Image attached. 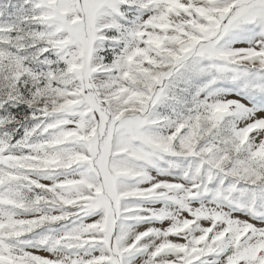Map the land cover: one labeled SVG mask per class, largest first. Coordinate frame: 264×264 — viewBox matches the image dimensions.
<instances>
[{
    "label": "rangeland",
    "instance_id": "rangeland-1",
    "mask_svg": "<svg viewBox=\"0 0 264 264\" xmlns=\"http://www.w3.org/2000/svg\"><path fill=\"white\" fill-rule=\"evenodd\" d=\"M0 264H264V0H0Z\"/></svg>",
    "mask_w": 264,
    "mask_h": 264
},
{
    "label": "trees",
    "instance_id": "trees-1",
    "mask_svg": "<svg viewBox=\"0 0 264 264\" xmlns=\"http://www.w3.org/2000/svg\"><path fill=\"white\" fill-rule=\"evenodd\" d=\"M84 86H85V90H86V91H90V90H92L91 82H90V80L87 79V78L85 79Z\"/></svg>",
    "mask_w": 264,
    "mask_h": 264
}]
</instances>
